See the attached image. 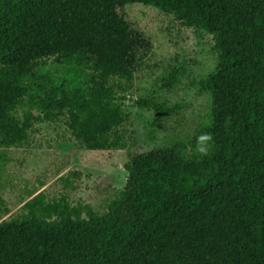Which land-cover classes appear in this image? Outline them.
Segmentation results:
<instances>
[{
  "label": "trees",
  "instance_id": "1",
  "mask_svg": "<svg viewBox=\"0 0 264 264\" xmlns=\"http://www.w3.org/2000/svg\"><path fill=\"white\" fill-rule=\"evenodd\" d=\"M132 4L211 36L215 66L196 83L210 100L204 121L188 146L129 154L103 214L32 195L0 221V264H264V0H0V173L35 124L61 115L82 149L125 148L114 82L151 50L121 12ZM135 104L153 123L179 111ZM201 133L213 137L207 156ZM80 178L60 180L74 190Z\"/></svg>",
  "mask_w": 264,
  "mask_h": 264
},
{
  "label": "rangeland",
  "instance_id": "2",
  "mask_svg": "<svg viewBox=\"0 0 264 264\" xmlns=\"http://www.w3.org/2000/svg\"><path fill=\"white\" fill-rule=\"evenodd\" d=\"M121 12L129 26L151 44L132 79L114 82L128 115L125 148L82 149L69 133L64 115L35 124L28 141L8 151L10 161L1 170L0 194L7 212L0 221L21 214L22 205L39 192L50 199L67 195L71 204H89L103 214L125 184L127 174L122 167L129 154L173 144L188 146L204 121L210 100L207 94L197 92L196 83L215 66L211 36L187 28L172 15L150 6L126 5ZM146 98L177 105L179 111L153 123L154 113L135 104L137 99ZM74 171L80 172L81 178L70 190L60 179Z\"/></svg>",
  "mask_w": 264,
  "mask_h": 264
},
{
  "label": "clouds",
  "instance_id": "3",
  "mask_svg": "<svg viewBox=\"0 0 264 264\" xmlns=\"http://www.w3.org/2000/svg\"><path fill=\"white\" fill-rule=\"evenodd\" d=\"M213 137L210 133H201L196 137V153L207 156L211 150Z\"/></svg>",
  "mask_w": 264,
  "mask_h": 264
}]
</instances>
